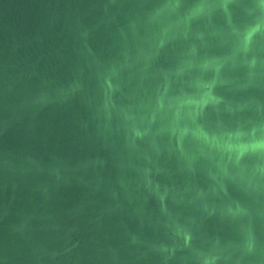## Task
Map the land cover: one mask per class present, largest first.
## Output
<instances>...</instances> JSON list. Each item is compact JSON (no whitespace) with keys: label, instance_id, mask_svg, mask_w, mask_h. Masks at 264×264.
I'll return each mask as SVG.
<instances>
[{"label":"water","instance_id":"water-1","mask_svg":"<svg viewBox=\"0 0 264 264\" xmlns=\"http://www.w3.org/2000/svg\"><path fill=\"white\" fill-rule=\"evenodd\" d=\"M0 264H264V0H0Z\"/></svg>","mask_w":264,"mask_h":264}]
</instances>
